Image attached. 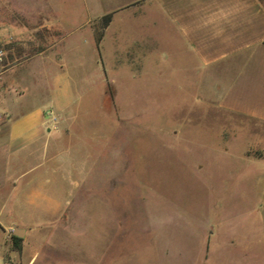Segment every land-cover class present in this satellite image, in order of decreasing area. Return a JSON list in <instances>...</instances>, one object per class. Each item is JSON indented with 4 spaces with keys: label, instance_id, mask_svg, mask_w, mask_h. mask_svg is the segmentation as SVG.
I'll return each mask as SVG.
<instances>
[{
    "label": "rangeland",
    "instance_id": "374dc122",
    "mask_svg": "<svg viewBox=\"0 0 264 264\" xmlns=\"http://www.w3.org/2000/svg\"><path fill=\"white\" fill-rule=\"evenodd\" d=\"M112 3L0 0V43L8 51L0 78L17 65L27 103L47 105L57 67L39 57L23 65L10 52L44 39L47 20L60 33L56 39L82 23L100 33L95 11ZM13 27L28 36L7 31L3 41ZM82 34L67 42L82 43ZM99 68L69 78L71 89H80L77 118L90 134L81 131L76 185L62 181L61 172L46 183L42 173L32 175L40 188L30 194L54 198L63 212L53 216L42 198L32 205L5 201L0 185V264H264V123L200 99L192 109L190 93L158 78H117L116 102ZM15 228L24 231L20 250L13 247ZM208 235L210 253L208 245L203 251Z\"/></svg>",
    "mask_w": 264,
    "mask_h": 264
},
{
    "label": "crops",
    "instance_id": "0c3cea01",
    "mask_svg": "<svg viewBox=\"0 0 264 264\" xmlns=\"http://www.w3.org/2000/svg\"><path fill=\"white\" fill-rule=\"evenodd\" d=\"M112 1L106 10L95 11L96 24L111 14L109 24L100 28L98 45V32L88 23L56 39L54 35L60 33L55 34L47 20L40 27L46 31L44 39L26 41L10 52L23 65L39 57L57 68L47 105L27 103L26 88L19 86L22 69L17 65L7 68L0 78V111L4 115L0 116V147H4L0 148V185L5 201L25 199L32 205L42 198L49 202L53 216L63 212L54 198L30 194L40 188L32 175L42 173L46 183L49 175L61 172L62 181L70 178L76 185L81 131L90 134L84 120L77 118L74 94L80 89H71L69 78L81 77L92 65L100 66L103 77L109 79L116 102L121 103L117 78L127 79L128 84L141 77L158 78L165 88L190 93L192 109L200 99L220 111L264 123V0ZM13 29L1 34L3 41L7 31L28 36L26 28ZM73 32H83L82 43L67 42ZM107 38L109 47L104 48ZM105 50L110 56L109 72ZM71 65L77 71L74 75L68 68ZM60 78L67 80L61 83ZM81 87L85 93L86 85ZM47 111L56 113V123L46 122ZM210 239L208 235L203 245V251L208 245L209 253Z\"/></svg>",
    "mask_w": 264,
    "mask_h": 264
},
{
    "label": "trees",
    "instance_id": "16d2710c",
    "mask_svg": "<svg viewBox=\"0 0 264 264\" xmlns=\"http://www.w3.org/2000/svg\"><path fill=\"white\" fill-rule=\"evenodd\" d=\"M110 19H111V14L105 15L101 19L100 24H101L102 29L105 28L109 24ZM100 38H101V33L100 34L96 33L95 39H96L97 45L99 43ZM107 87L109 90L110 97L112 98V96H113L112 89H111L109 84H107ZM12 239H13V247L17 250H20L21 249V245H20L21 239L18 237H14V236H12Z\"/></svg>",
    "mask_w": 264,
    "mask_h": 264
},
{
    "label": "built area",
    "instance_id": "2783aa9c",
    "mask_svg": "<svg viewBox=\"0 0 264 264\" xmlns=\"http://www.w3.org/2000/svg\"><path fill=\"white\" fill-rule=\"evenodd\" d=\"M7 58V49L0 43V74L3 72L4 62ZM47 123H56L58 117L53 111H47L45 114Z\"/></svg>",
    "mask_w": 264,
    "mask_h": 264
},
{
    "label": "water",
    "instance_id": "95a60500",
    "mask_svg": "<svg viewBox=\"0 0 264 264\" xmlns=\"http://www.w3.org/2000/svg\"><path fill=\"white\" fill-rule=\"evenodd\" d=\"M12 235H13L14 237L22 238L23 235H24V231H23V229H17V228H15V229L13 230V232H12Z\"/></svg>",
    "mask_w": 264,
    "mask_h": 264
}]
</instances>
